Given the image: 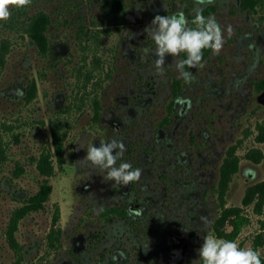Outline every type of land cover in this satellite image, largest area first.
Returning a JSON list of instances; mask_svg holds the SVG:
<instances>
[{"label":"rangeland","instance_id":"rangeland-1","mask_svg":"<svg viewBox=\"0 0 264 264\" xmlns=\"http://www.w3.org/2000/svg\"><path fill=\"white\" fill-rule=\"evenodd\" d=\"M110 1L31 0L27 7L10 6V17L0 20V149L6 155L0 164V264H62L81 233L91 246L78 254V264H101L120 245L115 237L124 234L131 236L129 249L142 248L127 264H202L197 250L204 235L223 239L214 223L221 213L220 168L231 145H237L241 164L227 205L242 206L250 218L235 242L264 256V206L259 212L256 201L244 205L247 189L264 180V141L258 138L264 119V0H125L119 11ZM207 7L208 17L221 26L223 47L219 53L203 50L175 105L168 137L160 142L159 123L173 79L180 77L175 65L183 52L166 54L163 74H157L156 45L145 29L156 15L180 10L187 19ZM43 13L50 18L46 51L28 31ZM137 95L148 102L135 105L131 117ZM120 119L127 121L121 128ZM54 128L65 140L61 161ZM113 139L124 145L116 166L128 162L140 169L137 190L147 189L142 197L152 199L140 241L101 213L129 203L131 196L121 191L125 184L108 181L106 170L83 161L88 146ZM255 150L262 152L260 162L247 155ZM180 151L190 153L191 165L174 164ZM43 153L52 155L50 176L38 167ZM44 183L52 191L20 219L16 249L7 234L11 218ZM87 183L91 188L81 190ZM58 237L59 248H51V238ZM171 253L180 256L175 263Z\"/></svg>","mask_w":264,"mask_h":264},{"label":"clouds","instance_id":"clouds-1","mask_svg":"<svg viewBox=\"0 0 264 264\" xmlns=\"http://www.w3.org/2000/svg\"><path fill=\"white\" fill-rule=\"evenodd\" d=\"M203 3L204 0H199ZM31 0H0V20H7L11 13L10 6L27 7ZM192 24L189 26L183 12L175 14L156 15L151 21V27L145 29L148 36L154 41L155 67L157 74H163L165 56L169 54L178 57L180 53H186V59L176 62V70L185 82H189L191 74L184 71L185 66L195 68L203 59V50L212 49L219 53L223 47L224 38L221 26L215 17H208L201 11H196ZM231 34V26L227 27ZM124 145L113 139L109 143H100L99 146L90 145L86 150L83 161L92 166L107 171V180L115 184L125 185L136 181L141 175L140 169H133L128 163L117 165V159L123 154ZM202 264H261L260 253L251 248H241L237 242L217 238L213 235H204L203 243L197 250Z\"/></svg>","mask_w":264,"mask_h":264},{"label":"trees","instance_id":"trees-1","mask_svg":"<svg viewBox=\"0 0 264 264\" xmlns=\"http://www.w3.org/2000/svg\"><path fill=\"white\" fill-rule=\"evenodd\" d=\"M125 0H111L110 5L115 8L117 11L123 8ZM50 22L48 15L40 14L36 16L29 28V34L31 37L37 41L39 46L43 50L48 48V37L46 35V29ZM98 105V101H97ZM259 135L258 138L261 141H264V119L258 124ZM53 137L55 139V149L58 155L59 160L61 161L64 155L65 140L63 133L60 129H53ZM248 157L253 159L255 162H260L262 158L261 151H250ZM5 154L0 149V164L5 158ZM240 155L237 151V145H231L226 153L225 159L220 168V179L218 184V194L220 199L221 213L214 223V228L219 237L228 241H235L238 235L241 233L242 228L245 224L250 221L248 215L244 213L242 206H228L227 205V194L231 186V182L240 170ZM38 167L40 171L47 176H50L55 171V166L52 160L51 153H43L39 159ZM52 191V185L49 183H44L41 190L38 194L33 196L30 202L26 203L20 207L15 215L11 218L10 225L7 231L9 241L14 248H18L19 243L16 235V231L19 225L20 219L28 214V212L33 208L41 207L45 201L49 198V194ZM256 201V209L259 212H262L264 206V180L250 186L247 189L246 195L244 197V205H249ZM59 216L56 215L54 221L57 222ZM230 224L232 229L228 230L227 225ZM52 234H50L51 237ZM261 236V235H260ZM60 239L57 238V241L51 238V245L57 246ZM264 242V239H261V243ZM261 264H264V256L260 255ZM15 264H21L20 261H17Z\"/></svg>","mask_w":264,"mask_h":264},{"label":"flooded vegetation","instance_id":"flooded-vegetation-1","mask_svg":"<svg viewBox=\"0 0 264 264\" xmlns=\"http://www.w3.org/2000/svg\"><path fill=\"white\" fill-rule=\"evenodd\" d=\"M208 1H210V0H208ZM242 6H244V8H246V9H252V7H253V5L245 6V4H243ZM255 8L256 7L254 6L253 9H255ZM208 10H209V7H207L206 9L201 11L202 14L205 16V18H208V16H210V14H211V13H209ZM180 12H183V14L186 17V14L184 11H180ZM194 16H195V14L190 15V16L187 15V20H188V23L190 24L191 27H195V25L192 24ZM47 29H48V26H47ZM47 29H46V33H47ZM165 57H166V59H165V63H166L167 59L170 56L166 55ZM186 58H187L186 53H183L181 60L186 59ZM192 70H193V68H189L188 66H185V68H184V71L189 72L191 74V76H192ZM191 81L192 80L190 79L189 82H185L180 77H175L173 79L172 91H171V97L172 98H171V101L169 102V104L166 105L167 114L164 115V117L161 119V121L159 123L158 137H159L160 142L167 139V137H168L166 134L167 128H169L170 124L173 122V120H175V105H176L177 101L179 100V97L181 96V94L183 92L184 86L186 84H190ZM143 91L145 92V90H143ZM129 102H130L129 99H127L125 101V103H129ZM146 102H148V99H144V97H142L140 95L135 96V100L133 101V103H131V107H130V113L131 114H129V115L131 117H134L137 114L136 107L139 105L143 106V105H145ZM135 105H137V106H135ZM94 116L99 121L101 120L102 107H101L100 102H98V105H97V100L95 101V115ZM126 124H127V121H124L122 119H120L119 122L117 123V125H119V128H121L122 126H125ZM176 160L177 161H174V164L180 163L182 166L191 165V164H189L190 163L189 161L191 160V155H190V153H186L185 151H180L178 153V159H176ZM90 186H91L90 183H87V184L83 185L81 190L87 191L91 188ZM121 191L126 197L131 196L129 203H127L125 205L106 206L102 209L101 213L106 218H110V217L112 218L113 217L115 219L114 222L117 223L118 227L124 228L123 232H125L126 234L129 233L131 235L134 234V235H132L133 239H135L136 241H140L143 239V232L141 230V227L143 226L145 217L148 213V210L150 209V200H152V199H145L142 197L143 192L148 191V190L143 188L141 190L142 191L141 193L138 192L135 181L125 185V187H123V189H121ZM110 192H111V194H115L117 192V189L112 188V189H110ZM218 196H219V194H218ZM133 216L136 217V219H130ZM61 237L62 236H60V238ZM115 239L118 241V243L120 245L115 247L111 251L109 258L106 257L107 259H105V258L100 259L101 264H107V262L109 264H118L119 262L127 264V261L129 258H132L133 256H135L137 259L139 258L138 253L139 252L141 253L142 248L140 245H133L132 244L131 249H129L128 244H129V241L131 239L130 235H125V234L119 235V236H116ZM89 241H90L89 237H87L85 233H81L79 235V237L74 238L73 252H70V258L67 261L63 262L62 264H78V262H79L78 254L83 253V252L87 253L90 250L91 242H89ZM57 245L59 248V244H57ZM50 247L53 248L55 246H50ZM170 257L172 259L171 261H173L174 263L180 258V256L177 255L176 253H171ZM142 262H143V259H142Z\"/></svg>","mask_w":264,"mask_h":264}]
</instances>
